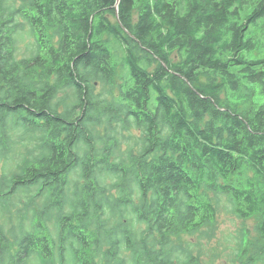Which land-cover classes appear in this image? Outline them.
<instances>
[{
  "label": "trees",
  "instance_id": "obj_1",
  "mask_svg": "<svg viewBox=\"0 0 264 264\" xmlns=\"http://www.w3.org/2000/svg\"><path fill=\"white\" fill-rule=\"evenodd\" d=\"M0 163V264L264 261V0H0Z\"/></svg>",
  "mask_w": 264,
  "mask_h": 264
},
{
  "label": "rangeland",
  "instance_id": "obj_2",
  "mask_svg": "<svg viewBox=\"0 0 264 264\" xmlns=\"http://www.w3.org/2000/svg\"><path fill=\"white\" fill-rule=\"evenodd\" d=\"M31 31L28 33H23V36L18 39L19 49L18 56L25 57L30 55L31 43L33 39ZM63 98V100H61ZM65 98V99H64ZM65 101L67 103V88L58 93L56 102ZM64 105L62 104L61 108ZM136 132H138L136 130ZM139 133V132H138ZM0 163V170H1ZM12 170H15V162L11 164ZM221 211L218 213L217 222L214 229V236L211 238H203L200 242L203 248L201 249V254L197 250L195 253L198 255V262L196 264H240L239 256L236 255L235 249L238 244V236H240L243 230H249L247 233L250 236L256 235L253 231L254 224L256 222L255 218L248 220H243L236 217L228 211L226 206L220 207ZM246 233V232H244ZM197 237V235H195ZM190 239L191 236H186ZM264 264V261H259L256 264Z\"/></svg>",
  "mask_w": 264,
  "mask_h": 264
},
{
  "label": "water",
  "instance_id": "obj_3",
  "mask_svg": "<svg viewBox=\"0 0 264 264\" xmlns=\"http://www.w3.org/2000/svg\"><path fill=\"white\" fill-rule=\"evenodd\" d=\"M118 2H119V0H118Z\"/></svg>",
  "mask_w": 264,
  "mask_h": 264
}]
</instances>
